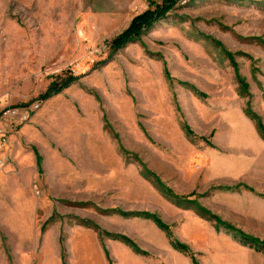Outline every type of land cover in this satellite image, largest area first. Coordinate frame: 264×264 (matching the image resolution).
Returning a JSON list of instances; mask_svg holds the SVG:
<instances>
[{"label": "rangeland", "instance_id": "1", "mask_svg": "<svg viewBox=\"0 0 264 264\" xmlns=\"http://www.w3.org/2000/svg\"><path fill=\"white\" fill-rule=\"evenodd\" d=\"M163 2L0 0V264H264V0Z\"/></svg>", "mask_w": 264, "mask_h": 264}, {"label": "built area", "instance_id": "2", "mask_svg": "<svg viewBox=\"0 0 264 264\" xmlns=\"http://www.w3.org/2000/svg\"><path fill=\"white\" fill-rule=\"evenodd\" d=\"M39 108L38 102L20 105L0 104V171L7 163L6 151L11 135L27 123Z\"/></svg>", "mask_w": 264, "mask_h": 264}, {"label": "trees", "instance_id": "3", "mask_svg": "<svg viewBox=\"0 0 264 264\" xmlns=\"http://www.w3.org/2000/svg\"><path fill=\"white\" fill-rule=\"evenodd\" d=\"M176 1L177 0H164L163 4H157L156 5L157 6V10H155V13L152 12L151 10H148V11L136 16L132 20L130 26L126 29V31L124 33H122L121 35H119L114 40V43L116 44V46L123 45V44H125V42L131 41V39H133L132 37L136 36L139 33L140 28H143L144 26L147 27L149 22L155 21L157 17L156 18H153V17H155L156 15L162 16V13H164L166 10H168V8L172 4H174V2H176ZM69 81H71V79ZM68 82H64L63 83L64 84L63 87H65L68 84ZM52 87H57V84H55V83L52 84ZM55 90H57V88H55ZM50 93L46 92L41 97L46 99L49 95H51ZM154 218L158 222L159 226L165 227V224L161 220L157 219V217H154ZM243 242L244 243H248V240L244 239ZM173 243H175V242H173ZM250 244L255 246V243H250Z\"/></svg>", "mask_w": 264, "mask_h": 264}, {"label": "crops", "instance_id": "4", "mask_svg": "<svg viewBox=\"0 0 264 264\" xmlns=\"http://www.w3.org/2000/svg\"><path fill=\"white\" fill-rule=\"evenodd\" d=\"M11 137L12 138L10 139L9 147H8V149L6 151V157L7 158H8V152H9V148H10L11 142H12V145H13V141L15 140L13 138L14 137V134H12ZM83 247H85V246L79 245L75 249V251L80 252V255H79L80 256V259H83V261H82L83 263L82 264H108L107 258H105V255L103 253V250L100 251L99 253L97 252L96 255H90V254H84V252H82L83 251ZM134 257L135 256H133V254H131V252H128V254H126L123 257L122 260H118L117 259V263L116 264H151V261L135 260ZM55 260H56V264H63L62 263L63 262L62 261V256L60 257V261L57 260L56 258H55ZM43 264H46V263H43ZM79 264H80V262H79Z\"/></svg>", "mask_w": 264, "mask_h": 264}]
</instances>
